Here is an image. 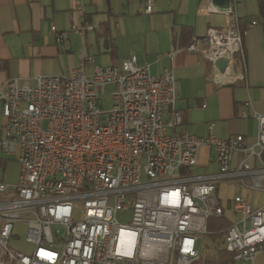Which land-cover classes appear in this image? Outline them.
I'll return each mask as SVG.
<instances>
[{
    "label": "built area",
    "instance_id": "1",
    "mask_svg": "<svg viewBox=\"0 0 264 264\" xmlns=\"http://www.w3.org/2000/svg\"><path fill=\"white\" fill-rule=\"evenodd\" d=\"M145 4L153 13L155 0ZM226 15V27L192 36L186 49L213 70L227 58V84H235L247 65L244 29L234 8ZM71 30L84 35L94 27ZM56 40L62 44L65 34ZM107 86L109 110L100 104ZM178 99L174 71L153 74L135 55L103 66L80 51V65L68 74L7 80L0 152L16 157L21 170L15 185L0 180V264H207L200 236L215 233L229 254L225 262L264 264L256 262L264 255V203L237 194L225 204L218 195L224 182L264 193V113H252L250 100L242 106L240 117L258 122L253 142L243 134L219 137L215 123L205 137L171 132L184 120ZM204 146L213 150L214 172L195 171ZM210 218L230 224L211 231ZM18 223L26 225L29 251L10 245Z\"/></svg>",
    "mask_w": 264,
    "mask_h": 264
},
{
    "label": "crops",
    "instance_id": "2",
    "mask_svg": "<svg viewBox=\"0 0 264 264\" xmlns=\"http://www.w3.org/2000/svg\"><path fill=\"white\" fill-rule=\"evenodd\" d=\"M232 2L244 29L247 63L244 71L234 75L235 84H227L231 69L221 80L215 79L217 68L213 70L202 55L186 49L192 36L203 37L210 27L228 25L227 15L211 0H155L150 14L145 11V0H0V88L11 78L34 83L39 75L68 74L80 65V51L95 56L103 66L123 64L135 55L153 74L167 68L174 71L179 93L174 108L183 113L184 120L171 132L185 130L205 137L209 125L215 123L217 136L243 134L253 142L258 122L252 116L241 118L240 112L250 100L252 113H264V16L258 0ZM252 21L258 24L249 28ZM83 22L94 30L84 35L71 30L73 24ZM58 33L65 34L62 44L56 40ZM171 110L165 109L166 120ZM4 123L0 105V125ZM217 168L213 150L202 147L195 171ZM20 170L16 157L0 152L1 181L15 185ZM223 186L233 192L232 197L219 196L225 204L237 194L250 197L255 206L264 203V193L254 198L256 192L243 190L235 182L219 184L218 195ZM21 225H16L15 236Z\"/></svg>",
    "mask_w": 264,
    "mask_h": 264
},
{
    "label": "rangeland",
    "instance_id": "3",
    "mask_svg": "<svg viewBox=\"0 0 264 264\" xmlns=\"http://www.w3.org/2000/svg\"><path fill=\"white\" fill-rule=\"evenodd\" d=\"M111 93H112V87L107 86L105 94L102 95L100 98L101 107H103L106 110H109L112 107ZM257 193H260V192L254 193L253 194L254 198L261 197L263 195V194H257ZM225 195L227 197L233 196V192L227 186H223L219 193V196H225ZM120 219L122 221H127L128 216L121 215ZM25 226H26L25 223H22V225L18 227V229L20 230L19 236H15L16 234H14L10 241V245L14 248H20V249H23L24 251H28L30 250L31 245L25 240V236H26V231H24ZM202 248H204L203 251L201 250ZM199 249H200V254L202 257L201 259L202 263L221 264L223 262V264H233L232 262H229V261L225 262L229 254L223 250V244L219 237L201 235ZM256 262L264 263V255L257 257Z\"/></svg>",
    "mask_w": 264,
    "mask_h": 264
},
{
    "label": "water",
    "instance_id": "4",
    "mask_svg": "<svg viewBox=\"0 0 264 264\" xmlns=\"http://www.w3.org/2000/svg\"><path fill=\"white\" fill-rule=\"evenodd\" d=\"M213 6L220 12L225 14L231 13L233 9L232 0H211ZM229 60L227 58H220L215 62L216 67L224 73L227 69Z\"/></svg>",
    "mask_w": 264,
    "mask_h": 264
},
{
    "label": "trees",
    "instance_id": "5",
    "mask_svg": "<svg viewBox=\"0 0 264 264\" xmlns=\"http://www.w3.org/2000/svg\"><path fill=\"white\" fill-rule=\"evenodd\" d=\"M258 4H259L260 12L264 16V0H258ZM229 224H230V222L226 221L224 219L210 218L208 220V228H209V230H211V231L216 230V232H217L218 229H220L222 227H227ZM209 236L219 237L220 238L221 233H215V234H211Z\"/></svg>",
    "mask_w": 264,
    "mask_h": 264
},
{
    "label": "bare ground",
    "instance_id": "6",
    "mask_svg": "<svg viewBox=\"0 0 264 264\" xmlns=\"http://www.w3.org/2000/svg\"><path fill=\"white\" fill-rule=\"evenodd\" d=\"M231 68H227L226 71L223 73L222 77L225 76ZM217 76H221V71L217 68ZM227 83V81H225Z\"/></svg>",
    "mask_w": 264,
    "mask_h": 264
}]
</instances>
